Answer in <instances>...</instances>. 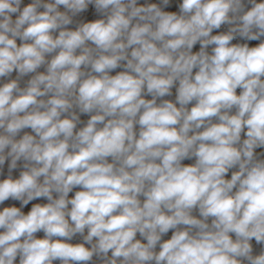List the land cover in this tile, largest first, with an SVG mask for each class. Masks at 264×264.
<instances>
[{
  "label": "clouds",
  "instance_id": "clouds-1",
  "mask_svg": "<svg viewBox=\"0 0 264 264\" xmlns=\"http://www.w3.org/2000/svg\"><path fill=\"white\" fill-rule=\"evenodd\" d=\"M0 264H264V0H0Z\"/></svg>",
  "mask_w": 264,
  "mask_h": 264
},
{
  "label": "bare ground",
  "instance_id": "bare-ground-1",
  "mask_svg": "<svg viewBox=\"0 0 264 264\" xmlns=\"http://www.w3.org/2000/svg\"><path fill=\"white\" fill-rule=\"evenodd\" d=\"M120 69H118L117 71H119ZM113 74H115V73H113ZM148 98H150V97H148ZM166 99H173L174 100V98H175V89H173V96L172 97H165ZM34 202H46V201H34ZM10 203V202H9ZM30 207H31V205H29L27 208H25L24 209V211L25 212H27L28 210H30ZM37 236L39 237V238H42L43 237V233L41 232V233H38L37 234ZM79 237H77V238H75L74 240H73V243H75V242H79Z\"/></svg>",
  "mask_w": 264,
  "mask_h": 264
},
{
  "label": "rangeland",
  "instance_id": "rangeland-1",
  "mask_svg": "<svg viewBox=\"0 0 264 264\" xmlns=\"http://www.w3.org/2000/svg\"><path fill=\"white\" fill-rule=\"evenodd\" d=\"M144 2V0H141V3H143ZM258 43V41H253V42H250V46H254L255 44H257ZM198 45L196 46V48L194 49V50H198ZM239 91V90H238ZM82 119H87V117H82ZM258 151H261V150H259L258 149ZM192 162H194V161H185L184 163H192ZM229 177H230V174H229ZM71 195V194H70ZM170 235H171V233H169V236L168 237H166V238H170Z\"/></svg>",
  "mask_w": 264,
  "mask_h": 264
}]
</instances>
